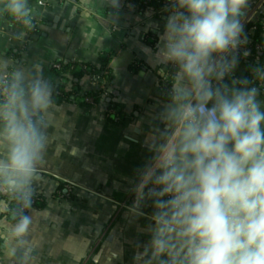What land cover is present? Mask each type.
I'll return each instance as SVG.
<instances>
[{
    "label": "clouds",
    "instance_id": "obj_1",
    "mask_svg": "<svg viewBox=\"0 0 264 264\" xmlns=\"http://www.w3.org/2000/svg\"><path fill=\"white\" fill-rule=\"evenodd\" d=\"M157 62L170 88L146 144L129 209L152 213L141 264H264V65L236 78L248 0H169ZM0 16L30 29L29 0H0ZM0 200L24 210L0 231L9 260L31 235L27 214L56 108L42 69L0 68ZM27 256V252L25 253Z\"/></svg>",
    "mask_w": 264,
    "mask_h": 264
},
{
    "label": "crops",
    "instance_id": "obj_2",
    "mask_svg": "<svg viewBox=\"0 0 264 264\" xmlns=\"http://www.w3.org/2000/svg\"><path fill=\"white\" fill-rule=\"evenodd\" d=\"M260 1L248 0L244 24ZM29 3L36 10L37 31L0 16V68L42 69L55 87L56 108L50 114L45 164L34 185V197L40 196L44 206L27 212L33 219L31 235L13 260L0 250V264H141L152 208L146 205L139 218L129 209L137 173L150 159L148 134L166 99L162 79L167 74L161 71H174L156 59L170 2L159 9L130 0ZM244 50L235 77L251 80L256 61L249 48L245 58ZM103 57L111 81L101 76L107 73L100 70ZM58 62L90 64L97 71L76 82L53 70ZM76 88L78 98L99 92L101 97L94 105L57 97L59 90L70 94ZM14 217L13 208L0 201V231Z\"/></svg>",
    "mask_w": 264,
    "mask_h": 264
},
{
    "label": "trees",
    "instance_id": "obj_3",
    "mask_svg": "<svg viewBox=\"0 0 264 264\" xmlns=\"http://www.w3.org/2000/svg\"><path fill=\"white\" fill-rule=\"evenodd\" d=\"M131 2H139L144 8H153V9H159L161 7H163L165 5L166 0H150V1H145V0H130ZM255 28V31L252 32V30ZM244 30H245V34L247 35L248 39H252L253 41V47L259 46L260 49L259 50H254L253 52V58H259L260 61L256 62V66L259 65H264V25L262 24H255L252 22H246L244 24ZM102 63H103V67L100 69L102 72H107L106 75V80L107 81H111L112 79V75L110 73V71H108L106 69V66L108 64V58L103 57L102 59ZM62 71L61 72H57L59 75H64V76H72V78L74 79V81L78 82L83 76L85 75H93V73L95 71H97V69L90 65V64H80V63H62ZM165 90L166 92L169 91L170 85L167 82L166 84H164ZM78 95V88L75 89V91L73 93L70 94H66L65 92L59 90L58 91V98H62V99H66L69 101H74ZM167 95V94H166ZM94 98L95 103H97L101 97V93H96L93 95H88ZM79 102L82 104H86L84 101V97L83 98H78ZM114 107L118 108V106ZM116 119L118 118L117 115L115 117ZM111 120L113 122H115V119H113V117H111ZM123 118H121L118 123L122 122ZM44 206V202H40L35 204L34 208L40 209L43 208ZM15 209L18 212V207L17 205H15ZM15 216H18V214H16V212L14 211Z\"/></svg>",
    "mask_w": 264,
    "mask_h": 264
},
{
    "label": "built area",
    "instance_id": "obj_4",
    "mask_svg": "<svg viewBox=\"0 0 264 264\" xmlns=\"http://www.w3.org/2000/svg\"><path fill=\"white\" fill-rule=\"evenodd\" d=\"M145 1H150V0H145ZM262 20H264V0H261L260 1V3L257 6L256 10L251 15V17L249 19V22H252V23L257 24L258 22H261ZM39 26H40L39 23L34 21V26L32 28H30V29H32L33 31H37V29L39 28ZM254 31H255V28L252 30V32H254ZM246 48H249L252 53L254 52V50H259L260 49L259 46L253 47V41H252V39H248V44L246 45ZM255 61L258 62L260 60H259V58H255ZM62 66H63L62 65V62H58V63H56V64L53 65V70L56 71V72H61L62 71ZM104 75L106 76L107 73H103L101 76H104ZM101 76H99V79H103V77H101ZM166 79H167V76L163 77V79H162V82L164 84L167 83ZM84 101L88 105H94L95 104L94 98L91 97V96H85L84 97ZM0 201H4V202L8 203L13 208V211H15L16 214H18V215L21 214L22 211H24V210H22V209L19 208L18 209V212H17L16 209H15V205L16 204L14 202H12L11 200H7V201L0 200ZM40 202H43V199L40 196L34 197L31 208H34L35 207V204L40 203ZM29 210H27V212Z\"/></svg>",
    "mask_w": 264,
    "mask_h": 264
},
{
    "label": "water",
    "instance_id": "obj_5",
    "mask_svg": "<svg viewBox=\"0 0 264 264\" xmlns=\"http://www.w3.org/2000/svg\"><path fill=\"white\" fill-rule=\"evenodd\" d=\"M95 262H96V260H95Z\"/></svg>",
    "mask_w": 264,
    "mask_h": 264
}]
</instances>
